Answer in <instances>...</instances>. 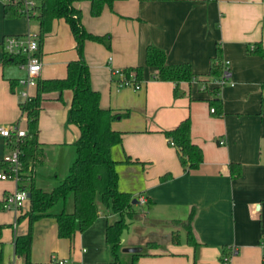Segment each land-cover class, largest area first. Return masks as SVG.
<instances>
[{
    "label": "crops",
    "instance_id": "crops-1",
    "mask_svg": "<svg viewBox=\"0 0 264 264\" xmlns=\"http://www.w3.org/2000/svg\"><path fill=\"white\" fill-rule=\"evenodd\" d=\"M89 4L90 0L73 2L84 28L110 34L109 48L85 41L83 56L91 86L99 91L102 107L129 112L111 122L121 132V142L111 148V155L119 190L135 200L131 209L136 213L130 221L136 217L142 224L151 219L150 224L160 227L186 220L192 213L197 243L189 244L185 231L172 227L166 240L158 233L157 239L146 241L132 231L129 221L120 236V252L139 247L137 264H264V56L253 52L257 46L264 48V0H118L99 16L90 14ZM4 8L0 0V126L25 129L17 83L25 71L20 64L2 62V42L7 35L36 34L38 25L20 15L7 18ZM149 45L162 49L168 64L188 63L198 74L208 72L218 47L228 61L229 83L219 87L216 78L205 83L196 78L178 83L157 80L156 68L145 65ZM74 46L67 23L55 20L39 47L38 78L64 77L67 63L77 58ZM136 65L143 66L141 88H118L111 70ZM26 91L32 95L35 84ZM71 98L72 91L65 89L61 99L49 92L41 102L38 141L45 154L35 167V180L45 190L54 184L43 187V179H59L56 172H45V150L73 147L79 133L67 121ZM216 98L221 101L219 111L210 105ZM186 117L191 121V140L203 151L199 166L190 170L183 169L163 133ZM10 152L9 138L0 135V172L6 169L2 158ZM232 163L240 165L238 176L230 174ZM16 187L13 180L0 179V264H24L15 253L14 240L26 233L27 219H17L19 212L2 206L5 195ZM117 218V213L101 210L72 239L58 236L54 218L37 220L31 264H47L51 256L65 259L66 264H112L105 228ZM176 234L178 243L172 241ZM148 241L155 245L147 247ZM224 247L236 250L227 263L221 258Z\"/></svg>",
    "mask_w": 264,
    "mask_h": 264
},
{
    "label": "trees",
    "instance_id": "trees-1",
    "mask_svg": "<svg viewBox=\"0 0 264 264\" xmlns=\"http://www.w3.org/2000/svg\"><path fill=\"white\" fill-rule=\"evenodd\" d=\"M75 0H39L36 14L28 20H34L38 25L36 37L39 47L44 37L51 31L55 20L63 19L75 41L77 58L66 65V74L61 78H37L35 91L32 95L19 101L21 115L25 116V134L18 141L9 138L11 151L19 149L20 168L18 170L17 187L28 192L26 206L19 211L17 219H27V231L18 235L14 240L15 253L24 259V264H31L30 252L34 223L44 217L54 218L59 237L72 239L76 231H84L97 218L99 212L110 211L118 214V218L105 228V240L111 247L112 264H137L139 252L122 254L120 252V236L129 226V221L135 215L132 208V196L118 188V173L116 161L111 155V148L121 142V132L111 127V122L129 112H116L111 108L100 105V93L91 86L89 67L83 56L85 41L91 40L110 47V34H95L87 31L81 22V12L75 8ZM118 0H90L89 12L99 16L105 7L112 9ZM4 15L7 18L19 16L17 9L5 4ZM23 35V34H22ZM264 56V48L257 46L254 51ZM26 60L24 55L3 52V63L21 64ZM145 65L155 67L154 78L162 81H191L196 78L199 82H207L218 78L224 71L223 58L217 47L216 55L211 59L206 74L195 73L190 64H168L165 52L149 45L145 52ZM125 72H134L137 80L142 81L143 66L136 65L124 68ZM13 84V82H12ZM65 89L72 91L68 106L67 121L78 128V136L72 143L75 158L70 163L64 177L57 184L45 190L36 183L35 167L44 160V146L38 141V120L41 102L44 94L49 92L61 93ZM216 94V89L213 90ZM212 105L218 111L221 109L219 98L211 99ZM191 121L189 117L182 119L174 128L163 131L168 142L175 147L178 160L184 170L195 169L203 159L201 147L191 140ZM131 162L129 158L124 160ZM4 168L6 163L2 160ZM230 174L238 176L240 165L232 163ZM193 214L186 220H173V223L185 231L186 241L197 245L191 228ZM174 243L179 242V235L172 236ZM147 247L155 245L148 241ZM232 247H224L222 261L228 262Z\"/></svg>",
    "mask_w": 264,
    "mask_h": 264
},
{
    "label": "built area",
    "instance_id": "built-area-1",
    "mask_svg": "<svg viewBox=\"0 0 264 264\" xmlns=\"http://www.w3.org/2000/svg\"><path fill=\"white\" fill-rule=\"evenodd\" d=\"M5 4H10L17 9L20 16L29 19L33 17L37 12V6L39 0H3ZM3 51L8 54L24 55L26 60L20 64L24 69L25 75L17 80L18 85L21 86L19 94L22 99L28 97L26 88L30 85H34L39 76L42 62L39 55V42L34 33H27L23 35H7L3 38L2 42ZM224 71L216 78V82L219 87L229 83V70L227 68L228 61L223 60ZM112 76L114 82L118 88L131 86L134 89L141 88V82L136 79L134 72L126 73L124 69H112ZM231 84V83H230ZM205 84H201L202 88H205ZM211 112L214 108L211 107ZM25 134V129L19 126H0V135L11 138L14 137L16 141ZM223 141L220 140V143ZM19 149L14 148L9 154L4 155L2 160L7 164V168L0 172V179H10L17 183L18 170L20 168V162L18 159ZM28 192L24 189L16 187L11 192L7 193L2 201L3 208L12 209L15 212H19L26 206L28 201ZM140 202H144L143 198L139 199ZM11 264H17L12 262ZM47 264H66V260L57 256H51Z\"/></svg>",
    "mask_w": 264,
    "mask_h": 264
},
{
    "label": "rangeland",
    "instance_id": "rangeland-1",
    "mask_svg": "<svg viewBox=\"0 0 264 264\" xmlns=\"http://www.w3.org/2000/svg\"><path fill=\"white\" fill-rule=\"evenodd\" d=\"M35 22V21H33ZM66 149H46V167H45V172L48 173H52V172H56L58 175V178H62L64 177V175L67 173L68 171V167L70 165V163L73 161V159L75 158V151H74V147H65ZM70 148V149H67ZM58 181V180H57ZM57 181L54 178H45L43 179V183L42 186L43 187H47L49 182L50 185H56ZM140 211V210H139ZM140 219H137L136 217H134V221L133 223H131L132 226V231L135 232L138 237H142L143 239L147 240H152V239H157L156 235L158 233L163 235V239L166 240L170 234L172 232L167 231L168 227H172V228H182L179 225H174L173 223L170 225L167 224H163L160 227H155L153 224H150L151 219H147V221L145 223H142L139 221ZM129 223V225H130ZM148 223V224H147ZM135 226V227H134ZM138 226V227H137ZM149 226V227H148ZM131 228H130V234L132 233ZM183 233V230H182ZM175 236V235H173ZM141 238V239H142ZM126 253H130V252H122V254H126Z\"/></svg>",
    "mask_w": 264,
    "mask_h": 264
},
{
    "label": "water",
    "instance_id": "water-1",
    "mask_svg": "<svg viewBox=\"0 0 264 264\" xmlns=\"http://www.w3.org/2000/svg\"><path fill=\"white\" fill-rule=\"evenodd\" d=\"M132 202H135V200H132ZM124 252H138L139 247H125L123 248Z\"/></svg>",
    "mask_w": 264,
    "mask_h": 264
}]
</instances>
